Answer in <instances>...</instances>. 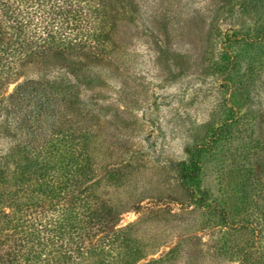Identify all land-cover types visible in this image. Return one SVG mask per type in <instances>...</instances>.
<instances>
[{
	"label": "trees",
	"instance_id": "obj_1",
	"mask_svg": "<svg viewBox=\"0 0 264 264\" xmlns=\"http://www.w3.org/2000/svg\"><path fill=\"white\" fill-rule=\"evenodd\" d=\"M203 8L184 0H0V90L15 83L0 95V264L213 261L193 247L194 235L153 257L170 242L161 239L187 229L175 216L151 217L149 229L117 227L121 203L99 190L103 180L123 182L121 168L130 165L109 162L134 151L115 136L135 129L127 108L153 99L137 81L147 68L139 58L160 73L180 72L189 50L176 42L192 40L202 15L226 112L220 259L264 264V180L251 166L264 157V0H208ZM54 58L63 64L45 63ZM194 151L177 163L187 181L198 178L208 153L204 143Z\"/></svg>",
	"mask_w": 264,
	"mask_h": 264
},
{
	"label": "rangeland",
	"instance_id": "obj_2",
	"mask_svg": "<svg viewBox=\"0 0 264 264\" xmlns=\"http://www.w3.org/2000/svg\"><path fill=\"white\" fill-rule=\"evenodd\" d=\"M184 1L200 8V13L206 12L203 7L208 0ZM203 16L201 25L196 24L199 30L190 36L192 40L183 36L176 42V49L189 50L186 51L189 61L179 65L180 72L172 76L160 73L153 66L152 59L139 58L144 59L142 66H145V61L147 68L150 65L151 71L147 72L145 67L137 70L136 75L142 76L137 81L147 85L148 94L153 99L127 108L125 115L136 117L135 129L129 133L130 138H127L129 134L126 129L119 130L115 136L123 142L128 139L127 146L134 151L122 157L125 160L114 154L109 162L116 164L121 161V165L130 162V165L121 168L119 175L123 182L118 180L115 183L111 179L110 184L103 180L99 190L103 188V193L116 195V199H119L117 203H121L116 215L117 227L143 222L142 227L149 229L155 225L151 217L175 216L183 225L182 228L187 229L183 232H188L180 236L177 234L181 231H176L172 236L161 239L170 242L163 245L153 257L169 250L182 237L194 235L191 240L193 247L212 258L210 264H238L233 260L220 259V246L227 239L228 232L220 219V124L226 112L223 109L220 111L223 98L220 71L211 64L213 57L207 53L210 26ZM212 16L213 13L206 14L205 18L210 20ZM135 46H139L141 51L145 50L141 42ZM63 62L61 58H54L45 63L60 66ZM33 72L36 74L37 70ZM216 78L219 79L218 83ZM14 85L11 83L2 87L1 97H6ZM215 95L219 100H215ZM196 143H204L208 153L202 159L203 166L198 178L187 181L181 176L183 170L177 163L191 158ZM251 166L264 180V157H256ZM158 175L164 182L162 185H159L160 182L155 183V176Z\"/></svg>",
	"mask_w": 264,
	"mask_h": 264
}]
</instances>
